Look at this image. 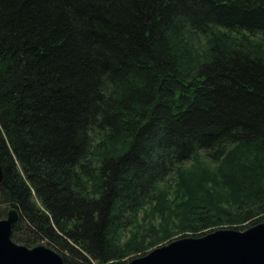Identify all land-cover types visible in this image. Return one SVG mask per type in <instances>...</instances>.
Here are the masks:
<instances>
[{
    "label": "trees",
    "instance_id": "1",
    "mask_svg": "<svg viewBox=\"0 0 264 264\" xmlns=\"http://www.w3.org/2000/svg\"><path fill=\"white\" fill-rule=\"evenodd\" d=\"M0 166L12 240L65 264L263 223L264 0H0ZM153 201L175 234L119 244Z\"/></svg>",
    "mask_w": 264,
    "mask_h": 264
},
{
    "label": "water",
    "instance_id": "2",
    "mask_svg": "<svg viewBox=\"0 0 264 264\" xmlns=\"http://www.w3.org/2000/svg\"><path fill=\"white\" fill-rule=\"evenodd\" d=\"M5 176L0 166V185ZM20 217L15 209L0 220V264H65L61 255L39 245L15 243L12 234ZM126 264H264V222L244 231L218 229L201 237L173 240Z\"/></svg>",
    "mask_w": 264,
    "mask_h": 264
},
{
    "label": "rangeland",
    "instance_id": "3",
    "mask_svg": "<svg viewBox=\"0 0 264 264\" xmlns=\"http://www.w3.org/2000/svg\"><path fill=\"white\" fill-rule=\"evenodd\" d=\"M189 43L195 48L197 54L201 55L208 45V40L203 36L196 35L190 37ZM209 166L212 169L214 168L212 165ZM177 183V177L174 175L173 177L168 178L160 186L161 189L168 194V199L170 201L173 200L176 193ZM153 202L154 203H150L144 207V209L138 213L137 218L125 221V223L128 222V226L126 229L120 231L119 244L125 245L127 241L131 240V238H138L143 241L146 240V243H155L156 245H159L161 231L170 230L175 234V220L169 215L166 219L161 218V216L157 214L158 212L155 208L157 202ZM181 235L182 234L174 235L171 241L179 239L178 237Z\"/></svg>",
    "mask_w": 264,
    "mask_h": 264
}]
</instances>
